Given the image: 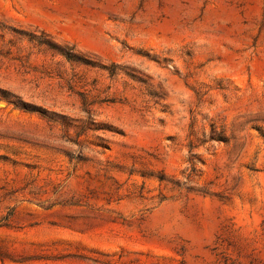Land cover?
<instances>
[{
  "label": "rangeland",
  "instance_id": "374dc122",
  "mask_svg": "<svg viewBox=\"0 0 264 264\" xmlns=\"http://www.w3.org/2000/svg\"><path fill=\"white\" fill-rule=\"evenodd\" d=\"M0 264H264V0H0Z\"/></svg>",
  "mask_w": 264,
  "mask_h": 264
}]
</instances>
